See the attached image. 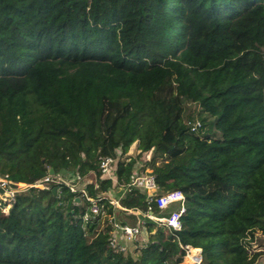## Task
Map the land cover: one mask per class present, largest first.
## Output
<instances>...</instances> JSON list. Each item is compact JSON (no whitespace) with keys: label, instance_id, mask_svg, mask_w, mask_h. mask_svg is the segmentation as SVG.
Listing matches in <instances>:
<instances>
[{"label":"trees","instance_id":"obj_1","mask_svg":"<svg viewBox=\"0 0 264 264\" xmlns=\"http://www.w3.org/2000/svg\"><path fill=\"white\" fill-rule=\"evenodd\" d=\"M135 142L118 184L148 168L159 192L180 190L176 236L203 264H262L264 0H0V176L95 172L88 192L103 195L113 184L99 161ZM120 202L144 210L146 194ZM86 207L16 193L0 210V264L182 262L152 223L137 257L115 252L108 216L84 222Z\"/></svg>","mask_w":264,"mask_h":264},{"label":"built area","instance_id":"obj_2","mask_svg":"<svg viewBox=\"0 0 264 264\" xmlns=\"http://www.w3.org/2000/svg\"><path fill=\"white\" fill-rule=\"evenodd\" d=\"M191 131H195L199 126L198 121L194 123L188 122ZM152 152V150H150ZM120 149L115 156L102 158L98 163V169L104 179L112 182V188L108 189L103 195L91 196L88 192V186L97 189L98 182L95 172H89L82 175L79 171H73L66 174L47 173L46 176L32 184L13 182L8 176H0V198H5L3 203L0 201V210L7 214L15 201L16 193L23 192L30 188L39 190L55 191L58 198L67 196L73 201V205L77 206L84 203L87 210L83 214V221H87L89 217L99 216L109 218L111 224L110 237L108 245L115 252L123 255H129V246L138 249L137 237L143 232L147 223H152L167 230L168 235L175 238L180 250L183 252L182 262L180 264H203L202 249L192 245H183L177 239V233L182 230L181 217L186 210V197L180 190L158 191V186L150 169L146 168L142 174L138 170L135 171L133 180L126 184H118L116 176V164L122 159ZM146 160H150V155H146ZM128 162V161H127ZM139 166L140 163H138ZM149 170V171H148ZM140 189L146 194V207L144 210L139 208H129L121 204V199L130 192L131 189ZM118 190L119 196L115 199L113 193ZM79 199V202H75ZM107 203L106 207L102 204ZM174 207L168 215L163 214L164 211ZM112 208L114 213L110 217L108 209ZM157 211V212H156ZM132 215L137 217V224L130 225L128 223H119L117 214Z\"/></svg>","mask_w":264,"mask_h":264},{"label":"rangeland","instance_id":"obj_3","mask_svg":"<svg viewBox=\"0 0 264 264\" xmlns=\"http://www.w3.org/2000/svg\"><path fill=\"white\" fill-rule=\"evenodd\" d=\"M187 111H194V108L192 106L188 107ZM139 153H140V150L138 148V143L135 142L129 147L128 152L124 156H122L121 161L127 162V161H129L131 159H135ZM151 154H152V152L148 151L146 155L147 156L150 155V158H151ZM114 193L116 195L115 196V199H116L119 196L118 190L116 189ZM4 200H5V198H2V196H1V198H0L1 203H3ZM116 218H117V220H125V222H127L130 225L137 224V220L132 215H128V214L124 215L122 213H119V214H117ZM156 227L161 228L160 230H162V232L166 236H168L167 230H165L162 227H159L158 225ZM147 239H148V232H147V230L145 228L143 230V232L137 237L136 241L138 243V249L135 248L134 246H129V255H133L134 257H137L139 255L138 251H140L141 249L145 248V243H147ZM255 247H258V248H256L258 250L264 251V246H257V244H254L253 248H255ZM261 262H262V264L264 263V258H262Z\"/></svg>","mask_w":264,"mask_h":264},{"label":"crops","instance_id":"obj_4","mask_svg":"<svg viewBox=\"0 0 264 264\" xmlns=\"http://www.w3.org/2000/svg\"><path fill=\"white\" fill-rule=\"evenodd\" d=\"M116 195H115V193H113V197H115ZM83 205H85L84 203H80L79 204V207L80 206H82L83 207ZM112 209V208H111ZM109 210V209H108ZM107 210V211H108ZM113 210V209H112ZM108 213V212H107ZM112 213H114V210L112 211ZM134 218H136V220H137V217H135V216H133ZM119 223H122V224H124V223H127V222H125V220H117Z\"/></svg>","mask_w":264,"mask_h":264},{"label":"water","instance_id":"obj_5","mask_svg":"<svg viewBox=\"0 0 264 264\" xmlns=\"http://www.w3.org/2000/svg\"><path fill=\"white\" fill-rule=\"evenodd\" d=\"M50 175H53L54 174V171H53V169H49V172H48ZM52 194L54 195V196H56V193H55V191H52ZM75 202H79V199H75Z\"/></svg>","mask_w":264,"mask_h":264},{"label":"bare ground","instance_id":"obj_6","mask_svg":"<svg viewBox=\"0 0 264 264\" xmlns=\"http://www.w3.org/2000/svg\"><path fill=\"white\" fill-rule=\"evenodd\" d=\"M103 205V207H105V205L104 204H102Z\"/></svg>","mask_w":264,"mask_h":264}]
</instances>
